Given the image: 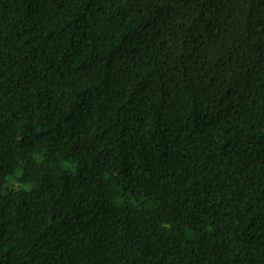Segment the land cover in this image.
Listing matches in <instances>:
<instances>
[{
  "label": "trees",
  "instance_id": "16d2710c",
  "mask_svg": "<svg viewBox=\"0 0 264 264\" xmlns=\"http://www.w3.org/2000/svg\"><path fill=\"white\" fill-rule=\"evenodd\" d=\"M0 264H264V0H0Z\"/></svg>",
  "mask_w": 264,
  "mask_h": 264
}]
</instances>
